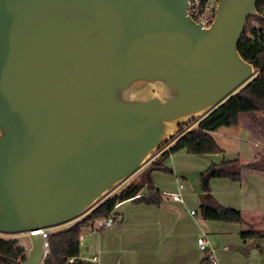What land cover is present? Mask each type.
I'll use <instances>...</instances> for the list:
<instances>
[{"label":"water","instance_id":"1","mask_svg":"<svg viewBox=\"0 0 264 264\" xmlns=\"http://www.w3.org/2000/svg\"><path fill=\"white\" fill-rule=\"evenodd\" d=\"M0 0V232L41 234L99 204L250 80L239 52L258 0Z\"/></svg>","mask_w":264,"mask_h":264},{"label":"crops","instance_id":"2","mask_svg":"<svg viewBox=\"0 0 264 264\" xmlns=\"http://www.w3.org/2000/svg\"><path fill=\"white\" fill-rule=\"evenodd\" d=\"M234 127L238 128L239 136L247 137L251 143L254 153L251 160L262 156L264 112L245 113L241 116L240 124ZM170 147L162 150L155 161ZM175 157V153H172L164 161L165 166L172 168V174L159 170L151 171L149 174L152 185L163 194L162 204L139 203L135 199L124 201L114 209L116 221L113 226L102 228L101 219L98 221L99 224L96 223L92 229L83 232L85 239L80 260L84 264H200L211 251L216 260L213 264H264V243L259 245L255 241L244 242L240 236L242 227L224 229L223 224H217L212 220H194L198 215L197 210L195 214H192V210L189 211L191 217H188L186 209L182 207L185 204L184 189L183 201H175L166 196L177 192L179 183H183L186 178V172L178 166ZM234 159L243 160L241 157ZM142 176L143 173H140L120 191L128 184L141 180ZM169 179L177 183V190L174 192L166 191V181ZM245 180L252 181L251 186L254 189L249 191L258 188L263 190L264 164L259 171L246 170L240 182ZM147 193L148 186H145L140 195ZM228 207L245 212L231 205ZM244 217L256 230L264 231V213L246 211ZM187 226H191L196 233L190 232ZM209 234L216 242L209 238ZM201 236H205L209 243L210 248L207 251L201 250L198 245V238ZM29 242L30 240H25V244L21 243L27 251Z\"/></svg>","mask_w":264,"mask_h":264},{"label":"trees","instance_id":"3","mask_svg":"<svg viewBox=\"0 0 264 264\" xmlns=\"http://www.w3.org/2000/svg\"><path fill=\"white\" fill-rule=\"evenodd\" d=\"M257 8L261 16L249 19L239 44L240 54L254 65L257 75L208 112L197 129L182 135L167 151L163 152L160 158L149 166L147 175H143L141 180L128 184L119 194L102 198L87 216L70 227L50 232L48 252L41 264H84L80 260L82 252L79 246L80 234L92 229L93 225L101 219L112 214L116 217L114 209L119 203L135 199L139 203L162 204L163 194L152 185L149 174L154 170L173 173L171 168L164 165L165 159L172 153L182 149L194 154L222 153V147L211 132L222 126H238L241 116L245 113L264 112V0H258ZM184 124L180 125V131ZM263 164L264 153L247 163H243L240 159L223 160L210 165L203 171L204 193L201 195L199 206L202 219L238 223L243 228L240 236L244 242L255 241L262 245L264 231L256 230L247 222L242 211L220 204L213 196L209 182L214 177L241 181L246 170L259 171ZM145 186H148V193L140 195ZM26 258L27 250L18 239L0 237V264H21ZM71 258H74L72 263L69 262ZM200 264H213V261L209 255H206Z\"/></svg>","mask_w":264,"mask_h":264},{"label":"rangeland","instance_id":"4","mask_svg":"<svg viewBox=\"0 0 264 264\" xmlns=\"http://www.w3.org/2000/svg\"><path fill=\"white\" fill-rule=\"evenodd\" d=\"M256 75H257V72H255L252 78H254ZM249 81L250 80L245 82L236 91H238L241 87L246 85ZM207 114L186 122L183 125L182 131H180L168 143L163 145L135 173H133L130 177H128L123 182L112 187L109 190L108 194L105 197H103V199L113 194H119L120 190L129 181H131L133 178L138 176L140 173H143V175L146 176L148 172V168L155 161L156 156H158V154H160L162 150L172 146L185 133L197 129L199 126V123L207 116ZM237 129L238 128L234 126H222L218 128L217 130L211 132L214 139L222 147L223 149L222 153L202 155V154L190 153L186 151L185 149L175 152V155H176L175 160L177 161L178 166L186 172V176H185L186 178L183 180V184L185 188H184V191L182 190L184 194L185 204L182 207L186 209V213L188 217L189 216L191 217V214L189 211L197 210L198 215L196 219L194 218V220L202 219L201 214L199 212L201 195L204 193V183H203L202 173L208 167H210L212 163H220L223 160L234 159L238 157H241L243 159L242 160L243 163L252 161L251 158L253 157L254 153L251 147V143L249 142L247 137L243 135L239 136ZM168 174H172V173H168ZM164 176H169V175H164ZM251 184H252V181L246 182L245 180V181L240 182V181H234V180H231L229 178H224V177H214L209 182L212 194L220 204L224 206L231 205L245 212L246 211L248 212H254V211L258 212L259 211V212L264 213V189L262 190L261 188H258L254 191H249L250 189L251 190L254 189L251 186ZM166 186H167V189H166L167 192H174L175 190H177V183H175L173 179L167 180ZM245 212H243V214H245ZM87 214L71 222H67L60 226L51 228V230L53 232H56L58 230L68 228L70 225L74 224L75 222L87 216ZM212 222H216L217 224H223L224 229H227V228L230 229L235 226H238L240 228L242 227L240 224L233 223V222L216 221V220H212ZM96 223L99 224L98 221ZM187 227L190 230V232L196 233L194 229H191V226H187ZM208 236L209 238H211L212 241L216 242L215 239L211 237L212 235L209 234ZM0 237L5 238V239L16 238L19 240L20 244L24 243L25 240H28V241L30 240L27 233L5 234V233L0 232ZM27 245L29 246L28 248L30 249L31 241ZM28 251H27V254H28ZM81 251H83V248H81Z\"/></svg>","mask_w":264,"mask_h":264},{"label":"built area","instance_id":"5","mask_svg":"<svg viewBox=\"0 0 264 264\" xmlns=\"http://www.w3.org/2000/svg\"><path fill=\"white\" fill-rule=\"evenodd\" d=\"M188 14L194 19V21L201 26L202 28L209 27L216 16V9L218 7L220 0H189ZM184 189L183 183H179V190L172 194H166V196H170L175 201H183L182 190ZM196 211L192 210V214H195ZM116 221L115 215H110L101 221V227L107 228L114 225ZM51 231L48 229H41L33 231L32 234L39 233L42 236L44 242V250L45 256L48 252V236ZM29 236V234H27ZM84 233H81L79 236V246L82 248L84 246ZM198 245L201 250L207 251L210 246L205 236H201L198 238ZM207 255L212 259L213 263H216V260L213 256V251L209 252ZM97 258L95 257L94 260ZM70 263L74 262V258L69 260Z\"/></svg>","mask_w":264,"mask_h":264}]
</instances>
